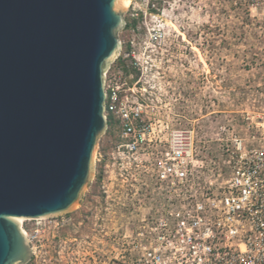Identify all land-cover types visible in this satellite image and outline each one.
Here are the masks:
<instances>
[{
  "label": "water",
  "instance_id": "water-1",
  "mask_svg": "<svg viewBox=\"0 0 264 264\" xmlns=\"http://www.w3.org/2000/svg\"><path fill=\"white\" fill-rule=\"evenodd\" d=\"M129 5L0 0V264L33 257L13 218L68 214L90 186Z\"/></svg>",
  "mask_w": 264,
  "mask_h": 264
},
{
  "label": "built area",
  "instance_id": "built-area-1",
  "mask_svg": "<svg viewBox=\"0 0 264 264\" xmlns=\"http://www.w3.org/2000/svg\"><path fill=\"white\" fill-rule=\"evenodd\" d=\"M146 28L156 47L161 25ZM144 63L121 44L104 73L105 116L120 121L113 168L137 213L115 255L101 264H264V136H252L261 145L237 135L219 138L225 142L218 157L203 149L195 128L175 127L181 120L168 90Z\"/></svg>",
  "mask_w": 264,
  "mask_h": 264
},
{
  "label": "rangeland",
  "instance_id": "rangeland-1",
  "mask_svg": "<svg viewBox=\"0 0 264 264\" xmlns=\"http://www.w3.org/2000/svg\"><path fill=\"white\" fill-rule=\"evenodd\" d=\"M123 18V52L144 56L154 80L167 88L181 120L175 127L195 128L203 149L217 157L225 142L219 138L263 143L251 140L264 136V0H131ZM150 22L161 25L156 47L148 40ZM114 149L101 136L80 206L57 220L23 223L35 247L28 264H101L115 255L137 211L129 187L116 178Z\"/></svg>",
  "mask_w": 264,
  "mask_h": 264
},
{
  "label": "trees",
  "instance_id": "trees-1",
  "mask_svg": "<svg viewBox=\"0 0 264 264\" xmlns=\"http://www.w3.org/2000/svg\"><path fill=\"white\" fill-rule=\"evenodd\" d=\"M120 64H124L123 61L120 62ZM124 69L126 72H128V68L125 65ZM120 121L115 117L113 113L107 114V131L106 135L113 141V147L115 148L119 142L121 141L120 136Z\"/></svg>",
  "mask_w": 264,
  "mask_h": 264
},
{
  "label": "bare ground",
  "instance_id": "bare-ground-1",
  "mask_svg": "<svg viewBox=\"0 0 264 264\" xmlns=\"http://www.w3.org/2000/svg\"><path fill=\"white\" fill-rule=\"evenodd\" d=\"M130 3H131V0H130ZM176 31H177V30H176ZM41 219L43 220L44 218H41ZM41 219H36V218L21 219V218H16V217L13 218V220L16 221L20 226H23V223H24L25 221H27V220L31 221V220H41ZM46 219H48V218H45V220H46ZM21 230H22L24 236L27 238V240H28V242H29V237H28L27 232L25 231V229H24L23 227L21 228Z\"/></svg>",
  "mask_w": 264,
  "mask_h": 264
}]
</instances>
